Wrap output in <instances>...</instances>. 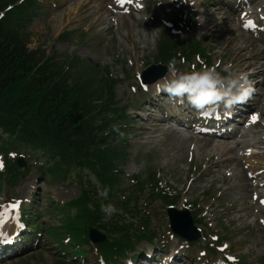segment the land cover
Returning a JSON list of instances; mask_svg holds the SVG:
<instances>
[{
  "label": "rangeland",
  "instance_id": "obj_1",
  "mask_svg": "<svg viewBox=\"0 0 264 264\" xmlns=\"http://www.w3.org/2000/svg\"><path fill=\"white\" fill-rule=\"evenodd\" d=\"M5 1L0 0V7ZM20 1L18 0L17 3ZM42 1V9L31 10L29 13L33 14L32 18L28 15V26L25 30H21L28 39V48L30 50L41 49L47 53V56L54 53L53 61L60 65L65 61L66 55H71L73 62L68 70L71 75L70 81L79 79L80 84H86L91 79L92 89L99 88L105 80V75H110L115 80L112 93L113 104H118L120 107L131 106L127 111L128 123L120 135V138L124 139L127 145L122 144L120 146L122 160L119 163L114 162L116 168L114 172L115 183L122 184L123 180H126V187L118 188L119 193L114 191L117 195L113 196L110 202L119 210V213L132 211L126 206L130 198L129 205L136 209L134 210L135 215L131 213L120 215L126 220L129 218L132 224L125 222L118 216L106 217L105 214L103 215L107 220L108 229L116 227L117 222L120 224L122 221L130 226L128 229H120L116 234L119 236L122 233L126 234V232L131 234L136 250L131 249V243L127 241L130 240L129 234H126L128 237L124 236L121 239V237H115L106 232V239L109 241L94 245L95 251H90L91 254L86 259L89 260L88 264H92L97 253L99 254L97 264H125L126 258L132 254L137 257L136 254H141L150 249H155L157 256H160L163 251L168 254L170 251L180 252V255L185 259L189 257L194 263L197 260V264H206V260L208 262L214 261V264H218V262L228 264V261L231 260L219 250L216 245L218 241L213 239L211 234L218 236L219 244L227 241V244L230 245V251L240 256V261L236 264H264V225H261L258 217L254 214L255 212H253L256 207L251 199L249 186L251 179L247 176V168L241 169L242 164L239 163L240 168L235 169L238 174L233 178L225 176L220 170L216 171L215 175L210 174V167H208L205 159L210 151L206 149L205 152H202L201 150L205 142L202 140L197 142L193 138L183 137L188 132H192L190 127L180 126L182 132L177 136L174 135V132L170 130L176 124L163 111V107L167 104L165 101L159 100L158 96L152 104L142 106L141 100L147 95L143 91L151 84L140 88L138 80V74H142L151 65L162 66L166 73L162 78L165 76L170 78L167 67L160 63V47L173 48L174 45L173 40L165 39L162 35V25L163 21L167 20V14L179 18V28L175 25L169 27L179 29L180 34H171L169 30V34L172 35L169 37L185 40L178 46L181 52L187 42H193L197 40V37H202L206 40L202 43L203 46H211L212 44L216 48L214 51L216 56H209L207 48L206 55L210 63L220 65V69L224 65L230 64L232 71L242 72L246 65L255 63L256 65L250 66L247 71L250 73L255 70L264 72V42L262 47V42L252 36L246 26H240L239 20L236 19V16L244 12L249 20L254 21L256 18L264 24V10H261L264 7V0H253L243 10H235L236 4L234 7H228L222 0H208L206 5L213 10L219 9L224 12L223 9H227L233 12L230 14V18L236 19V21L231 26L228 22L229 18L226 17L227 20L223 19L224 17L220 18L221 15L210 18L208 22L212 23L207 25L204 18L212 15L213 10L206 8L208 9L206 12L202 11L205 5L200 3L202 0H136L135 6L142 7L140 12L133 14L132 17L125 15V19L121 15L108 16L95 28L88 26L84 21H80L79 16L76 17L73 14L63 16L65 14L63 12L74 7L73 5L77 0H74L73 5L67 4L62 8L57 7L58 0ZM90 1H85L88 10H91ZM102 2L100 1L99 4ZM82 12L85 13V11H81L80 15ZM37 14L39 15L37 16ZM107 15L108 13L104 16ZM13 16H17V14L9 16L8 20H12ZM112 17L118 19L112 20ZM193 18H195L197 26L193 24L189 27V20L192 21ZM20 19L23 21L21 15ZM65 31H67V35L58 39V36ZM240 32H242L243 37H240ZM183 55H186V59H177L175 60L176 64L181 63L182 66L188 67L190 61H196V56L192 51L186 50ZM197 61L201 62L200 59ZM242 66L244 67L242 68ZM178 71L183 72L185 70L180 68ZM252 80L255 81V79ZM257 81H260V84L256 86L252 84V88L254 91L261 92L257 99L264 103V75L258 76ZM253 98L255 99L256 96L253 95ZM148 101L151 102L152 99L149 97L146 102ZM108 108L109 115L112 114V111L119 112V109H112L110 104ZM138 108H143L145 111L137 113L134 109ZM22 116L27 115L22 112ZM184 118L187 119V116ZM244 131L243 129L242 132ZM247 134L252 141L261 139L264 142V129L259 126L250 128ZM112 140L117 141L116 138L110 136L109 141ZM245 149L239 147L237 153H243ZM250 149L255 153L262 150L264 152L261 144H254L250 146ZM80 151L81 153L84 152V150ZM190 152L193 154L189 155ZM96 154L93 153L95 156ZM230 154L233 155L234 152L231 151ZM93 155L89 156V153L84 155L83 161L89 165H92V160L96 163L99 162L97 156L95 158ZM24 156L28 158L26 160L31 165L34 160L40 159L41 168L47 172H52L50 166L53 162L55 164L58 162V160L53 161L51 154L47 152L17 143L15 139L8 140V134L0 131V162L3 163L0 174L2 175L6 167L5 161L22 162L25 166V161H21ZM252 159L261 158L255 156ZM11 165L14 164H9L8 168ZM231 165L234 166L235 162ZM8 168L6 174L0 177V202L12 197H23L30 200L31 202L21 203L17 211L9 209L8 205L5 209L14 212L15 217L18 216L17 213H20L22 208L24 213L28 214L41 211L42 214L38 215L36 219L41 222L43 231L39 232L30 226L23 242L10 244L7 239H1L0 247L3 248L0 257L4 260L0 264H59L62 261L61 258H70L73 263L78 262V258L74 257L78 254L71 248L72 244L69 237L55 238L44 231L45 223L59 224L61 221L62 211L55 209L58 206L55 199L72 203L83 195L87 196L89 194L88 189L91 187L84 185V181L92 182L100 188L101 185L98 184L102 183L103 180L98 176L96 169L102 168V165L92 166L90 169L84 167L88 170V176L87 172L83 171V178H79L78 168L71 166L69 168L70 174L65 179L67 180L66 183L63 180L44 181L39 170L34 168H28L30 172L23 179L8 181ZM151 174H156V177L162 180L161 186H165V182L172 186L167 189L170 195L166 200L153 193V187L147 182L152 176ZM134 175L139 176L134 177ZM137 178L140 181H145L143 192L140 189L133 190L140 184ZM223 178L225 182L222 184ZM32 183H34L33 187ZM230 185L233 186L231 189H229ZM104 188H107L108 191L111 189L109 185L104 186ZM134 197L138 199H131ZM193 198H197L199 203L201 202L200 204L206 205L205 208L210 206V213L215 216V223L206 219L209 223V226L206 227L198 219L197 213L192 211L195 223L197 221V227L203 229L201 231L203 237L200 232L199 239L188 242L187 239L173 235L167 210L169 207L179 211L183 210V202ZM173 199L176 200V205H173ZM233 201L238 202V210L226 212L225 209L232 206ZM245 206H247V211L243 210ZM205 210L199 212V217L204 215ZM141 213H144L147 218V224L142 223ZM4 214L6 213L4 212ZM9 226L22 228V222L17 218ZM142 229L151 231L149 235H156V237L151 240L147 237L139 239L137 234H146V231ZM44 239L45 241H43ZM123 240H126L125 243ZM126 243L128 244L127 248ZM130 249L131 251L127 255L126 250L129 251ZM203 249L208 250L206 255L210 259L205 256L199 260V257H202L199 251ZM213 251L215 255L211 258ZM63 262L68 264L65 260ZM179 264L181 263L179 262Z\"/></svg>",
  "mask_w": 264,
  "mask_h": 264
},
{
  "label": "trees",
  "instance_id": "obj_2",
  "mask_svg": "<svg viewBox=\"0 0 264 264\" xmlns=\"http://www.w3.org/2000/svg\"><path fill=\"white\" fill-rule=\"evenodd\" d=\"M21 5L14 7L12 15L16 11L21 15ZM14 18L20 20L19 15ZM21 30V25L15 27L10 20L0 19V128L32 146L56 152L53 161L84 163V155L98 153L99 162L92 160L91 166L102 165L96 172L104 182L121 151L111 143L105 146L102 140L103 135H111L109 125L103 122L113 99L109 76L97 89H92V81H70L71 75L53 58L45 60L44 52L28 49ZM71 62L67 59L65 64ZM101 112L105 116H99ZM98 138L101 141L95 143ZM88 185L96 187L92 182Z\"/></svg>",
  "mask_w": 264,
  "mask_h": 264
},
{
  "label": "bare ground",
  "instance_id": "obj_3",
  "mask_svg": "<svg viewBox=\"0 0 264 264\" xmlns=\"http://www.w3.org/2000/svg\"><path fill=\"white\" fill-rule=\"evenodd\" d=\"M85 1H88V0H77V2L74 3V5H73L74 0H58L57 7L62 8L64 6H66L67 4L73 5L74 7L69 8L67 10V12L66 11L63 12V13H65L63 16H69L71 14L75 15L76 17L79 16L78 18L80 21H84L85 24H87L88 26L93 27V28L99 26L102 23V21L104 20V18H106L108 16L116 15V13L113 12V9L110 7L111 4H112L113 8H117V7L122 8L123 7L122 4H120V3L117 4L111 0H91L90 4H89L91 10H88L86 7ZM100 1H103V2L99 4ZM208 2H209L208 0H207V2H206V0L200 1V3L205 4L203 6L204 9H202V11L206 12V10H208V9H210L211 11L213 10L208 5H206V3H208ZM238 2H239L238 8H241L242 6H244L246 4V2H242L241 0H238ZM87 3H89V2H87ZM206 8H208V9H206ZM223 10H224V12H222L219 9L213 10V14L206 16L204 18V22L207 25H210L212 23V22L211 23L208 22V20L210 18H213V16L218 17L219 15H221L220 18L224 17L223 19H226V20H227V18H229L228 22L231 26L235 23L236 19H238L239 25L240 26H246L248 28L249 32L252 34V36H254L255 38H258L262 42L261 45L263 47L264 24H262L259 19L255 18L254 24L250 25L247 22V17L245 16L246 13L242 12L241 16H236V19H233V18H230V14H233V12L231 10H227V9L226 10L223 9ZM81 11H85L86 14L82 12V14L80 15ZM107 13H108V15L104 16ZM133 14H135V10L130 9L128 11V15L132 17ZM84 17H85V19H84ZM121 17L125 19V15H121ZM117 19H118L117 17H112V20H117ZM142 20H144V19H142ZM238 30H240V29H238ZM239 35H240V37H243L242 32H240ZM249 40H251V39H249ZM255 65L256 64L254 63V64L246 65V67L242 66V68L244 67L242 72L248 74L249 82L253 76H257L258 74L264 75V72H261L260 70L259 71H256V70L251 71V73H249L247 71L250 66H255ZM250 83L252 84V82H250ZM257 83H259V82H257ZM155 93H156V91H154L153 95H155ZM164 109L169 111L168 108H164ZM246 109H247V113L243 114V116H245V118L243 119V117H241V118L236 117V120H238V121L243 120V122H245V123L249 122L250 120L247 119V116H248L247 114L250 113L252 109H255L259 115L258 118L256 119V123L263 122V120H264V103L262 101H259L257 104L253 103V104L247 105ZM234 110H239V109L237 107H234L233 109L230 110V112H232ZM187 115L190 117V119L185 121L182 118V112H180V114L175 118L174 121L179 123V124L184 123V124L188 125L191 120H198L200 118V115L198 113H196L195 116L191 115L190 113H188ZM225 122H226L225 119H223L221 121L220 125L222 123H225ZM233 123H235V122H233ZM230 124H227V125L230 127ZM172 132H174V135H176V136L179 134L178 129H173ZM223 133H225V132H223L220 129L216 130V138L221 136ZM237 133H238V129L237 130H235V129L230 130V134L232 136H234ZM241 137H242V139H236L234 137L235 140H234L233 144H229V143L220 144V145H218L217 148H219L221 150L227 149V152H230V151L235 152L239 147L242 149H245V148H248L254 144H261L262 149H264V142L261 139L256 140V141H252L248 138L246 133H243ZM190 138H193L196 141H198L197 136H191ZM215 141H216V139H214V138L207 139L205 146L210 147ZM249 153L248 154L244 153L241 156L240 155H229L227 157V159L216 160L215 162L216 163L219 162L223 167H229L232 162H235V164H236V162H241L247 166V174L251 177V181L249 182L251 199L253 200V204L256 207L253 212H255L254 213L255 216H257L258 217L257 219L260 221V218L264 217V183H261L259 181V179L262 176H264V152L262 150L261 152L256 153V154H253L254 152H252V154H249ZM255 156H259L261 159L253 160L252 158ZM233 171H234V169H231L230 177H232V178L236 177V175L238 174V172L235 173ZM209 172H210V174H213V175H215V173H216L211 167L209 169ZM232 187L233 186L230 185L229 189H231ZM197 198H199V197H197ZM197 198L186 199L185 202L187 204H200L201 202L199 203ZM237 204H238L237 201H233L232 206L225 209V211L228 213H230L232 210L237 211L239 208V206H237ZM258 204L259 205L261 204L260 207ZM243 210L247 211V206H245L243 208ZM258 213H259V215H258Z\"/></svg>",
  "mask_w": 264,
  "mask_h": 264
},
{
  "label": "clouds",
  "instance_id": "obj_4",
  "mask_svg": "<svg viewBox=\"0 0 264 264\" xmlns=\"http://www.w3.org/2000/svg\"><path fill=\"white\" fill-rule=\"evenodd\" d=\"M176 61L167 64V73L170 74L157 82V94L164 92L170 98L185 101L198 113L203 115L214 114L222 106L225 110L245 102L252 94L253 88L248 80V74L232 71V65L226 64L221 71L215 67L202 68L200 71L179 72ZM222 73H224L222 75ZM115 127V126H114ZM108 189L99 192L102 197H107ZM101 211L106 217H111L119 210L111 203L102 204ZM166 257L165 260H170ZM162 264L164 262L162 261ZM222 264V262H218Z\"/></svg>",
  "mask_w": 264,
  "mask_h": 264
},
{
  "label": "water",
  "instance_id": "obj_5",
  "mask_svg": "<svg viewBox=\"0 0 264 264\" xmlns=\"http://www.w3.org/2000/svg\"><path fill=\"white\" fill-rule=\"evenodd\" d=\"M156 70L158 71V69H156ZM158 73H159V72H158ZM185 234H186V236H188V237L191 238V236H189V235H191V232H190V229H189V228L185 230ZM92 236H93V238L96 239V240L99 239V238H97V236H95V235H93V234H92Z\"/></svg>",
  "mask_w": 264,
  "mask_h": 264
},
{
  "label": "snow or ice",
  "instance_id": "obj_6",
  "mask_svg": "<svg viewBox=\"0 0 264 264\" xmlns=\"http://www.w3.org/2000/svg\"><path fill=\"white\" fill-rule=\"evenodd\" d=\"M251 23V22H250ZM11 208L12 209H18L19 208V202H13L12 204H11Z\"/></svg>",
  "mask_w": 264,
  "mask_h": 264
}]
</instances>
